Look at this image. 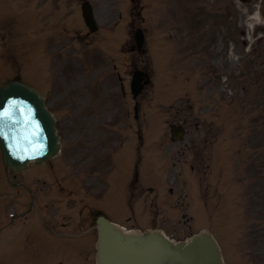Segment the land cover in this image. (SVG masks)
<instances>
[{"label":"rangeland","instance_id":"rangeland-1","mask_svg":"<svg viewBox=\"0 0 264 264\" xmlns=\"http://www.w3.org/2000/svg\"><path fill=\"white\" fill-rule=\"evenodd\" d=\"M97 2L99 17L110 20L116 16V0ZM118 2L126 30L121 36L124 29L119 27L116 36L121 37L108 45L111 33L104 28L108 23L92 33L88 43L78 41L88 32L80 0H70L66 10H61L65 8L61 0H2L0 84L16 75L35 84L40 82V76L51 105L58 108L67 143L76 138L82 143L86 130L85 141L90 147H105L111 137L118 139L111 149H120L123 142L135 138L134 131H140L137 128L142 129L145 122L151 121L146 135L152 146L142 151L140 173L143 181L156 189L153 196L158 204L141 195V202L130 204L124 199L125 189L118 178L119 189L115 188L104 202V212L120 221L133 215L128 225L158 228L175 240L210 228L226 246L227 264H264V45L263 50L254 52L251 60L244 62L250 53L247 49L259 46L253 39L261 33L258 24L251 28V15L261 0H149L148 4L142 0L143 25L148 27L152 50L141 58L150 63L154 57V85L138 97L141 108L136 122L129 80L137 54L131 53L130 43L125 42L134 33L128 8L132 3ZM46 6L50 8L42 17L40 13ZM134 21L136 25L142 23L140 19ZM40 34L42 40L38 39ZM37 62L43 65L41 72ZM114 63L118 67L112 70ZM168 84L171 97L162 99ZM247 89L252 91L250 97L254 96L251 107L245 101ZM251 115L259 117V123H251ZM175 120L186 122L188 133L182 141L171 139L170 123ZM140 122L142 126L138 125ZM158 138L162 141V155L156 152ZM135 148L130 142L123 147L125 160L134 162ZM69 151L70 148L62 153V158ZM148 151L160 156L158 167L168 162L172 169L166 165L154 167ZM76 158L78 167L84 157ZM97 165L102 169L111 163ZM122 169L121 166L120 172ZM174 172L182 173L187 181L180 183ZM19 179L27 181V173H20ZM2 180L6 184L0 186V228L10 211L27 210L33 196L24 187L9 185L4 175ZM168 180L170 185L174 181L172 193H165ZM90 184L74 188V196L86 200ZM30 186L35 187L34 181ZM40 196L49 199L42 193ZM150 201L151 205L142 206V202ZM45 208L41 205L35 214L45 213ZM38 226L37 220L28 225L18 223L2 234L0 264H89L86 256L92 237L70 240L68 246L52 249L54 243L66 241L54 240Z\"/></svg>","mask_w":264,"mask_h":264},{"label":"water","instance_id":"water-1","mask_svg":"<svg viewBox=\"0 0 264 264\" xmlns=\"http://www.w3.org/2000/svg\"><path fill=\"white\" fill-rule=\"evenodd\" d=\"M16 97L22 98L21 102L27 103L28 108L32 106L29 108L31 117L40 120L43 126L40 140H44L45 135L48 137V149L41 153L36 152L40 147L34 146H25L26 152L4 148L6 162L19 169L26 167L30 159L41 161L54 154L58 136L42 97L21 82L12 81L0 88V111L9 113V109L16 107ZM38 104L41 109H38ZM31 120V123L36 122ZM99 245L101 264H223L219 245L209 232L196 235L188 242L174 243L158 231L125 233L102 218Z\"/></svg>","mask_w":264,"mask_h":264},{"label":"bare ground","instance_id":"bare-ground-1","mask_svg":"<svg viewBox=\"0 0 264 264\" xmlns=\"http://www.w3.org/2000/svg\"><path fill=\"white\" fill-rule=\"evenodd\" d=\"M259 16H260L259 13L256 12L252 17L258 21L259 20Z\"/></svg>","mask_w":264,"mask_h":264}]
</instances>
